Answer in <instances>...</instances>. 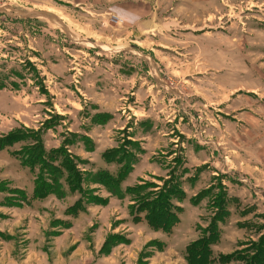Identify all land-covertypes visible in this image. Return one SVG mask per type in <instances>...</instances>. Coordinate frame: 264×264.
<instances>
[{
	"label": "rangeland",
	"instance_id": "374dc122",
	"mask_svg": "<svg viewBox=\"0 0 264 264\" xmlns=\"http://www.w3.org/2000/svg\"><path fill=\"white\" fill-rule=\"evenodd\" d=\"M145 1L130 27L103 0H0V264H188L215 221L211 264H243L264 235V0ZM177 184L181 225L153 229L136 199Z\"/></svg>",
	"mask_w": 264,
	"mask_h": 264
},
{
	"label": "trees",
	"instance_id": "16d2710c",
	"mask_svg": "<svg viewBox=\"0 0 264 264\" xmlns=\"http://www.w3.org/2000/svg\"><path fill=\"white\" fill-rule=\"evenodd\" d=\"M20 138H17L15 141H19ZM11 142H6L5 144L8 145ZM4 144V146H6ZM118 150V149H117ZM115 150H111L107 152L104 157L107 159L114 160V158L111 156L112 153ZM64 155L62 166L66 167V161L70 159V157L63 152V150H59L57 152V155ZM37 155H33V160L37 159ZM66 160V161H64ZM29 161V162H31ZM118 164L123 165L125 168L127 163H124L123 160L117 161ZM133 164H130L129 169H132ZM130 171V170H129ZM119 175L117 177H112L111 175H107V179L104 181H111L112 183H116L117 185L115 187H111L109 184L108 186L110 188H114L111 190V193L123 196L121 191L119 190V184L122 183L126 177L128 176V173ZM123 172L122 170L119 172L121 174ZM177 180V179H175ZM178 183V180L176 181ZM171 184V182H170ZM118 188V189H116ZM147 187H136V188H130L127 190L128 193L134 194L137 192H142ZM168 188V190H167ZM165 188L164 191H161L160 193H150L146 194L138 199L139 205L142 204L141 208H138V212L146 214V220L148 221L149 225L155 229L160 230L165 233H171L173 228L177 226L180 222V214L183 212L181 207H177L175 201H182V199L185 196V191L181 188L180 184H177V186H173L174 189H170L171 187L168 186ZM50 187L44 185V184H38L35 189V195L38 197H42L43 195H49L54 194L52 190L46 192ZM223 195V194H222ZM174 203V204H173ZM176 204V205H175ZM176 206V207H175ZM224 213L226 216H228V212L224 210ZM216 220L221 221L220 217ZM216 221L214 222V225L210 226L207 230V235L203 236L202 238L198 239L197 241L190 244L186 250H185V259L188 262V264H211L212 263V245L216 244L219 241V235L216 228ZM251 248V249H250ZM249 252H254L253 255L249 254ZM228 258H237L240 262H243V264H264V235L259 239L258 243L253 244L249 248L236 253L234 255L228 256Z\"/></svg>",
	"mask_w": 264,
	"mask_h": 264
},
{
	"label": "crops",
	"instance_id": "0c3cea01",
	"mask_svg": "<svg viewBox=\"0 0 264 264\" xmlns=\"http://www.w3.org/2000/svg\"><path fill=\"white\" fill-rule=\"evenodd\" d=\"M96 1H97V3H99V0H96ZM128 1H130V2H128ZM143 2H144V4L146 3L145 0H103V3L104 4L108 3L109 6H111L112 10H111V12H109L110 11L109 10L108 12H105V14H101V15H104V16L105 15H110V16L114 15L120 19L122 18L124 20V22H126L127 25H129L130 27H135V26H140V25L149 26L153 23V20L155 17H151V18L149 17L148 10L147 11L144 10ZM191 3H192L191 0L189 2L180 1L178 3V6L180 8L182 7V9H184L186 5H189ZM193 4H196V3L194 2ZM211 6L215 7V8H216V6L218 7V1L217 0L211 1ZM260 6H262V5H259V7ZM259 9L262 11L264 10L262 8H259ZM215 16L217 17L216 14H215ZM201 17L202 16H199L198 18H201ZM211 18H213V17H211ZM183 209L184 210L180 215H184V213L188 210L185 206ZM181 223H182V219L180 218V222L177 226H180ZM181 232H182V230L176 231V228L174 229L173 234L170 236L171 239L173 238L172 240L170 239L171 241H169L170 245L175 246L176 244H180L181 241H183V237L187 234L183 235ZM190 236L193 239H191L187 244H190L191 242H193L194 240L197 239V238L195 239L194 236L192 237V234ZM223 241H224V238L222 236L219 244H221ZM173 246H171V247H173ZM186 247H187V245L185 246V248L183 247L184 249L182 250V251H184V254H185ZM216 248H218V245L213 246V255H215L217 253ZM184 257H185V255H184Z\"/></svg>",
	"mask_w": 264,
	"mask_h": 264
},
{
	"label": "water",
	"instance_id": "95a60500",
	"mask_svg": "<svg viewBox=\"0 0 264 264\" xmlns=\"http://www.w3.org/2000/svg\"><path fill=\"white\" fill-rule=\"evenodd\" d=\"M32 15H34L36 17H45V18H48L50 20H55L56 19V17L53 14L48 13V12H36V13H34Z\"/></svg>",
	"mask_w": 264,
	"mask_h": 264
},
{
	"label": "built area",
	"instance_id": "2783aa9c",
	"mask_svg": "<svg viewBox=\"0 0 264 264\" xmlns=\"http://www.w3.org/2000/svg\"><path fill=\"white\" fill-rule=\"evenodd\" d=\"M113 20H115L116 22H119V23L122 22V20L120 18L116 17V16L113 17Z\"/></svg>",
	"mask_w": 264,
	"mask_h": 264
}]
</instances>
